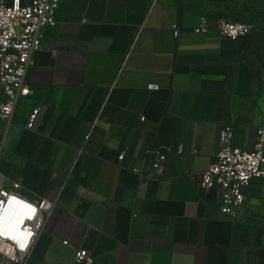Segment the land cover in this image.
I'll list each match as a JSON object with an SVG mask.
<instances>
[{
    "label": "crops",
    "instance_id": "obj_1",
    "mask_svg": "<svg viewBox=\"0 0 264 264\" xmlns=\"http://www.w3.org/2000/svg\"><path fill=\"white\" fill-rule=\"evenodd\" d=\"M241 1L61 0L32 57L31 96L9 126L0 118L7 188L56 203L27 264H84L78 249L92 264H261L264 179L238 218L200 179L224 125L246 150L259 126L264 27L237 40L217 31ZM203 15L212 29L196 33ZM158 162V180L135 172Z\"/></svg>",
    "mask_w": 264,
    "mask_h": 264
},
{
    "label": "built area",
    "instance_id": "obj_2",
    "mask_svg": "<svg viewBox=\"0 0 264 264\" xmlns=\"http://www.w3.org/2000/svg\"><path fill=\"white\" fill-rule=\"evenodd\" d=\"M61 0H0V90L5 97L0 103V118L9 126L15 111L23 100L31 96V86L27 76L32 57L42 47V30L56 25ZM209 18L201 17V23L194 31L207 33L211 30ZM255 30L254 25L244 21L221 20L217 31L226 38L237 40ZM179 36V30L175 31ZM150 90H158L157 84H150ZM42 106L31 109L27 128L35 130L42 113ZM143 119V118H142ZM235 130L232 124L221 128L219 149L210 168L200 177L205 190L217 189L220 192V213L238 218L245 209L246 187L255 180L264 179V123L258 126L254 146L246 150L234 145ZM180 146L178 153L182 154ZM125 154L119 156L123 160ZM161 158L163 155L160 156ZM144 181L158 180L164 174V166L158 162L153 168L136 169ZM7 177L0 171V255L3 264H27L31 249L56 203L47 199L32 201L6 186ZM18 186V184H15ZM19 218L26 225L17 228ZM29 233H31L29 235ZM27 239L21 249L20 243ZM68 245L69 241H64ZM76 261L92 264L90 251L78 249Z\"/></svg>",
    "mask_w": 264,
    "mask_h": 264
},
{
    "label": "rangeland",
    "instance_id": "obj_3",
    "mask_svg": "<svg viewBox=\"0 0 264 264\" xmlns=\"http://www.w3.org/2000/svg\"><path fill=\"white\" fill-rule=\"evenodd\" d=\"M240 6L235 11L236 16H231L228 20L244 21L264 27V0H243L240 2ZM256 102V107L259 111L258 124L261 125L264 123V81L262 82ZM262 185L264 184L262 183ZM257 221L259 225L256 227L259 231L262 251L261 264H264V217L257 218Z\"/></svg>",
    "mask_w": 264,
    "mask_h": 264
},
{
    "label": "clouds",
    "instance_id": "obj_4",
    "mask_svg": "<svg viewBox=\"0 0 264 264\" xmlns=\"http://www.w3.org/2000/svg\"><path fill=\"white\" fill-rule=\"evenodd\" d=\"M24 225H26V220L23 219V218H19L17 221H16V226L17 228H21L23 227ZM4 233H0V235H3ZM31 233H29L30 235ZM27 244V239H25L23 242L20 243V248L23 249Z\"/></svg>",
    "mask_w": 264,
    "mask_h": 264
}]
</instances>
